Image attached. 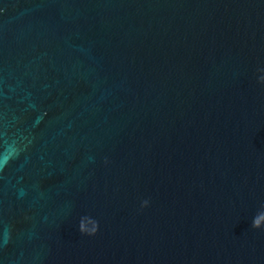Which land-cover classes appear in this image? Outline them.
I'll return each instance as SVG.
<instances>
[{"label":"water","instance_id":"95a60500","mask_svg":"<svg viewBox=\"0 0 264 264\" xmlns=\"http://www.w3.org/2000/svg\"><path fill=\"white\" fill-rule=\"evenodd\" d=\"M0 264H264V0H0Z\"/></svg>","mask_w":264,"mask_h":264},{"label":"clouds","instance_id":"9594fccd","mask_svg":"<svg viewBox=\"0 0 264 264\" xmlns=\"http://www.w3.org/2000/svg\"><path fill=\"white\" fill-rule=\"evenodd\" d=\"M11 158H12V155L6 152V154L3 156V163H4V164H7L8 161H9Z\"/></svg>","mask_w":264,"mask_h":264}]
</instances>
